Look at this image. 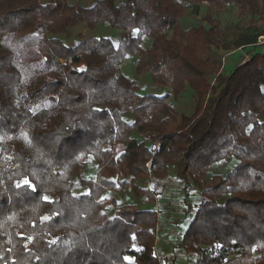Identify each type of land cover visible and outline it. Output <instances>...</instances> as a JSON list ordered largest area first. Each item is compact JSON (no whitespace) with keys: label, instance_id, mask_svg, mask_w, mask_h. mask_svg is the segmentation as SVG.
Returning <instances> with one entry per match:
<instances>
[{"label":"trees","instance_id":"1","mask_svg":"<svg viewBox=\"0 0 264 264\" xmlns=\"http://www.w3.org/2000/svg\"><path fill=\"white\" fill-rule=\"evenodd\" d=\"M260 38L264 0H0V264H264Z\"/></svg>","mask_w":264,"mask_h":264},{"label":"rangeland","instance_id":"2","mask_svg":"<svg viewBox=\"0 0 264 264\" xmlns=\"http://www.w3.org/2000/svg\"><path fill=\"white\" fill-rule=\"evenodd\" d=\"M74 1L75 2H81L82 0H74ZM229 10L228 11L224 10V12H222V21L224 23H229V21L233 22L236 20V15H237L236 10L234 8H231L230 11ZM114 34L117 35V31L114 32ZM263 40H264V38H260V41H263ZM242 53L243 52H241V51H236L233 54V56H234V58H237ZM124 67L126 68V65H124ZM120 149H121V146L117 145L116 150H115V155L120 151ZM165 183H166V186L164 188H162V196H163L162 197L163 199L161 198L162 199V206H161V204H158L157 208L162 209L164 206H167L168 209L171 208L170 210L163 212V215H161V220L163 221V219H164L165 221H170L174 224L176 222V220L181 219L183 216V213L181 212L180 209L177 211L175 210L178 207H181V204L178 201L179 200L178 199V191H179V193L181 192L180 191V184L177 181L173 180V177H172V180L170 179ZM164 198H166V199H164ZM168 199H170L172 201V203H169V205L168 204L166 205L165 201H167ZM172 223H169V224H172ZM164 224H165V222L163 221L160 225L163 226ZM159 240H162V243L164 244V246H163L164 249L169 247L166 243V241L170 240L169 235L164 236V232H163V234L162 233L160 234Z\"/></svg>","mask_w":264,"mask_h":264},{"label":"crops","instance_id":"3","mask_svg":"<svg viewBox=\"0 0 264 264\" xmlns=\"http://www.w3.org/2000/svg\"><path fill=\"white\" fill-rule=\"evenodd\" d=\"M166 226H162V225H158L157 229H158V234L163 233V229H165ZM167 231V230H166ZM174 231H168V234H172ZM174 236H171L172 240H173ZM174 241V240H173ZM173 241H171L170 243H173ZM168 248H165L162 246L160 247V250L162 251L163 255L164 254H170L169 251L167 250ZM188 254L183 253L182 251H179L178 254L176 255V261L174 264H188Z\"/></svg>","mask_w":264,"mask_h":264},{"label":"snow or ice","instance_id":"4","mask_svg":"<svg viewBox=\"0 0 264 264\" xmlns=\"http://www.w3.org/2000/svg\"><path fill=\"white\" fill-rule=\"evenodd\" d=\"M45 199H47V198H45Z\"/></svg>","mask_w":264,"mask_h":264}]
</instances>
